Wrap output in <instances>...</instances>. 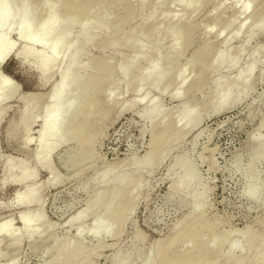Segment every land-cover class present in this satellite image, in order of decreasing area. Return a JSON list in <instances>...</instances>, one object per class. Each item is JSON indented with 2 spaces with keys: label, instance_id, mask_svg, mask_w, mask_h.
<instances>
[{
  "label": "rangeland",
  "instance_id": "rangeland-1",
  "mask_svg": "<svg viewBox=\"0 0 264 264\" xmlns=\"http://www.w3.org/2000/svg\"><path fill=\"white\" fill-rule=\"evenodd\" d=\"M131 1L136 13L134 11L130 19L122 22L111 35V42L98 38L85 48L83 71L87 76L84 82L88 74L94 72L87 70L90 60L102 67L96 78V112L86 118L95 89L72 102L67 119L76 117L77 122H87L86 130L82 129L78 139H71L69 144L52 154L53 174L36 161L42 123L35 115H40L45 108V98L29 102L31 113L22 115L26 101L21 97L31 93L47 96L51 85L60 84L61 78L55 76L51 84L42 86V71L33 67V56L25 64L12 55L0 65V79L5 77L16 88V95L3 103L0 117V220L10 218L12 228L17 230L21 228L18 220L21 212L34 217L40 211L45 223L41 235L17 244H10L0 237V264L8 261L12 264H45L62 247L66 250L62 264H68L70 252L80 247H84L85 254L78 257L75 264H160L159 248L163 249L172 237L180 234L187 226V218L191 219L190 215L195 212L201 214L198 220L206 225L204 230L201 229L205 237L197 241V246L207 260L224 264L232 255L226 248L235 229H243L247 236V250L240 256L242 264H254L255 256L264 252V207L241 201L235 182L222 168L233 153L250 152L248 145L252 136L264 139V29L254 27L257 20L264 17V0H248L249 12L243 15L238 12L242 10L243 0L239 3L202 0L198 4H193L192 0H158L159 3L145 0L143 11L139 0ZM52 2L45 0L43 10H40V0H31L30 20H38ZM64 2L57 1L54 18L58 19L64 13ZM117 13L113 12L110 22L105 25L117 21ZM168 14H174L175 19H166ZM249 15L251 18L247 20ZM98 20L104 23L102 17ZM168 25L173 26L167 31ZM135 27L145 36L141 35V45L150 46L148 58L140 49L131 48L132 38L126 44L122 42ZM156 27L159 30L150 42L149 36ZM184 29L186 35L182 34ZM249 29H254L253 36ZM1 34L6 42L16 44V49L23 48L16 30L7 32L4 29ZM171 36H176L177 41L170 58L174 69L169 72L166 51ZM80 37L77 26L66 45ZM229 37L228 45H223ZM33 51L36 55L46 52L38 46H34ZM216 52L230 59L239 54L238 64L234 68L215 71ZM134 57L137 62L133 65L128 59ZM156 57H160V61L154 64V71L165 80L172 78L166 89L149 87L152 80L149 77L137 85L140 77L134 85L126 83V75L141 74L148 62ZM191 59L195 62L192 66L189 65ZM252 60H255V68L246 85L234 88L225 105H217V80L227 86L234 85L238 74L244 73ZM120 64L125 68L123 75L119 71ZM179 68H182L181 78L186 83L183 88L173 80ZM150 74L153 77L154 73ZM176 89H181L178 98L172 96ZM142 95H146L143 101L140 100ZM151 104L159 109L154 122L141 116ZM191 106L196 114L189 122L198 120V124L188 129L180 112L183 107ZM61 129L69 138L79 132L66 129L64 124ZM87 141L89 143L84 144ZM150 150L152 152L148 154ZM145 155H148L151 168L138 170L137 164ZM65 156L78 158L75 164L64 165L62 158ZM181 160L196 171L195 179L186 190L175 187L177 175L181 173L178 166ZM7 161L21 162L34 175L31 183L38 188V193L28 208L13 205L15 194L23 191V185L11 181L2 185ZM17 171H14L16 176ZM104 174H107V180L100 182ZM51 176L59 180L58 183L56 179L49 182ZM122 177L130 185L137 184V188L130 187V193L123 199V210L128 209V212L120 228L114 221L110 224L111 233L97 238L89 235L93 224L91 214L80 222L69 224L88 200L100 191L112 192ZM103 211V208L98 210L100 214ZM78 225L84 230L80 237L76 234ZM213 237L218 238L215 248L210 247ZM158 241L161 244L157 246ZM189 247H173L170 254L181 256Z\"/></svg>",
  "mask_w": 264,
  "mask_h": 264
},
{
  "label": "bare ground",
  "instance_id": "bare-ground-1",
  "mask_svg": "<svg viewBox=\"0 0 264 264\" xmlns=\"http://www.w3.org/2000/svg\"><path fill=\"white\" fill-rule=\"evenodd\" d=\"M30 1L31 0H0V31L4 29L7 32H10L11 30H16L17 35H19L21 39L20 41L22 42L23 46L21 50L16 49V44L6 42L4 35L1 34L0 65H2L6 60H8V58L12 55H15L16 59L19 58L23 60L25 64H27V62L33 56V58L35 57L34 59H32L34 60L32 61L34 65L33 67H35L39 71H42V86H48L49 84H51L55 76L61 78L60 84L58 83L55 85H51L47 96H44L40 93H31L28 97H21L22 100L26 101L22 115H28L29 113H31L32 109L30 108L29 102H38L39 98H45V108H43L42 113L40 115H35L36 118L39 117L42 123L40 133L38 134L39 145L38 154L36 155V161L43 167H47L51 174H53L52 167L50 166V158L52 154L63 146L69 144V141L71 139H74L76 137V139H78L79 134L82 133V129L86 130L87 122H77L76 117H73L69 120L67 119V113L72 108V102L77 98H83L88 90L96 88V85L98 83L96 78L98 76V72L102 69L101 66L95 65L93 63V59L90 60L86 67L87 70L91 69L94 72L88 74L87 81L84 82V78L87 76L86 72L83 71V59L86 54V46L90 42L98 40V38H101L100 40L108 39V42H111V35L118 30V27L122 25V22H124L126 18L131 17V14H135L136 11L133 8V3L131 0H126L125 2H121V0H65V11H63L64 13L61 14L57 19L54 18L53 13L54 10H56L58 0H53V2L50 3L45 9L44 15H41L38 20L31 21L29 18ZM241 1L242 0H233L234 3H239ZM243 1L244 4L242 6V10H238V12H240L242 15L249 12V5L247 4L248 0ZM250 1L255 2L256 0ZM201 2L202 0H192L193 4H198ZM44 3L45 0H40V10H43ZM139 3L141 6L140 9L142 10L145 6V0H139ZM115 11H118V20L112 21L113 23H111L110 25H105L106 22L111 20V15ZM99 17H102L104 19V23H101L98 20ZM175 17L176 16L174 14H168L165 18L171 19L173 21ZM80 18H84L83 21H85V23L82 20H79ZM249 18H251V15L248 16L247 20ZM244 25L245 24H243V26ZM77 26H79L80 28L81 37L77 39L74 43L70 42L69 45H66V43L69 41V36L72 34V31ZM172 26L173 25H168L167 31ZM254 27L258 28L259 30L264 29L263 16L257 20ZM132 30V33L126 34L122 38V42L126 44L128 43L129 39L132 38V43L130 45L131 48L135 50L140 49V51L146 53L147 58L150 57V46H143L140 43V41L142 40L141 30L136 27ZM156 30H159L158 27L154 28L153 33H151V35L149 36L150 42L153 39L152 36L155 35ZM249 30L250 36H253L254 29ZM182 34L186 35L185 29L182 30ZM234 34L232 35L234 36ZM142 36L145 37L144 35ZM230 37L225 38V40L223 41V45H228ZM176 41L177 37L171 36L166 51L169 60V64L167 65V71L169 72H172L174 69L170 58L171 54L174 52V49L176 47ZM34 46H38L42 48V51L46 50V52L39 53L36 55V53L33 51ZM239 57L240 55L238 54L234 58L230 59L225 55L216 52L213 59L214 70L217 71L224 68L236 67V65L238 64ZM128 60L133 65L134 62H137V60H135V57L134 59L129 58ZM159 61L160 57H156L155 59L150 60L146 68L139 75H126V83H133L134 85L135 81L138 79V77H140V81L135 84L137 85L140 84V82L147 81L149 77L152 79L149 87L154 90L166 89L169 86V83L171 82L172 78H168L167 80H165L160 73L154 71V64L158 63ZM193 63L195 62L191 59L189 61V65L192 66ZM123 64H120L119 68L121 75L125 73V68ZM254 68L255 60H252L246 68L245 72H240L238 74L237 80L232 86H227L223 82L218 80L216 83L214 82L217 105L223 106L227 102H229L232 90L239 86H245L246 83L249 81ZM176 71L178 72V74L174 77L173 80L178 85V87L183 88L186 83H184L183 79L181 78L182 68H179ZM150 73H154L153 77L150 76ZM15 89L16 88L13 87L12 82H9V80H7L5 77L0 79V117L4 109L2 107L3 103H5V101L13 98L16 95ZM96 91L97 89H95L94 94L89 102V112L86 116V118L88 119L95 115L94 113L96 112ZM180 93L181 89H176L172 93V96L174 98H178L180 96ZM145 98L146 95H142L140 100L143 101ZM158 110L159 109L155 106V104H151L141 114V116L145 119H150L152 122H154V117L157 115ZM195 114L196 110L192 106L183 107L180 112V118L182 121L185 122V127H187L188 129H193L198 124V120L189 122L193 117H195ZM61 124H64L66 126V129L68 130L72 129L79 132H76V134L72 136V138H69L67 137L68 133L65 132L64 129H61ZM262 125L264 127V119L262 120ZM59 132H61L62 135H59ZM47 140H49L50 142H47ZM250 141L251 143L248 145V150L251 153H257L261 156H264V139L262 137L254 135L252 136V138H250ZM87 143H89V141L84 144ZM151 152L152 150H150L148 154H150ZM77 158L78 156H65L62 158L63 164H75ZM137 165H139L137 167L138 170H140L141 168H151V165L148 164V155H145L140 164ZM178 166L181 170V173L177 175L178 181H176L175 187L177 189L186 190L190 186L191 182L195 179L196 171L194 168H189L185 160L179 161ZM5 167L6 173L5 177L2 179V185L11 181L12 183L18 186L23 185L24 187L23 191L17 192L15 194V202L13 205L22 206L25 208L30 207V204L33 202L35 196L38 193V188L33 183H31L34 178V175L29 173L25 165L21 162L15 164L14 162L7 161ZM15 170H18V176L15 175ZM51 177L52 178L49 179V182L51 180H53L54 182V179L56 178H53V176ZM106 180L107 174H104L101 177L100 182H105ZM58 181L59 180H57L56 183H58ZM130 184L131 183L126 181V178L122 177L117 181V185L112 192L108 193V190L98 192L92 199L87 201L86 206L83 209L78 211L70 219L69 224L80 222L85 218V216L91 214L93 217V224L91 225V228L89 230V235L91 234L92 236L97 238L99 236L105 237L109 235L111 233L110 224H113L114 221V223L120 228V225L124 220L125 213L128 212V209L123 210V199L130 193V187H132L133 189L137 188V184ZM100 208L104 209L103 214H100L98 212ZM122 211L124 213H121ZM116 215L119 216L116 217ZM200 215L201 214L197 212H195V214H191L190 216L192 218H187V226H185L186 228H184L180 234L172 237L169 240L167 246H165L163 249L162 247L159 248L158 253L160 256V264H217L215 260H207V256L205 257V255L202 253V249L198 248L199 246H197V241L200 242L205 237L201 234V229L204 230V228L206 227L205 223H201L198 220ZM18 220L21 224V228L17 230H14L12 228V220L10 218H4L0 220V237L5 238V240H8L10 244H17L23 239H31L35 236H39L42 233L41 229L44 230L45 223L42 220L40 211L34 217H30L29 213L21 212L18 215ZM83 232L84 230L82 229V226L78 225L76 229L77 236L80 237L82 234H84ZM156 244L158 246L161 244V242L158 241ZM184 245H189L190 247L181 256L170 254V251L173 250V247H181ZM65 252V248L62 247L45 264H62V259L65 255ZM83 254H85L84 247L72 250L69 255L70 259L68 264H75L76 259ZM240 256L241 253L232 254L224 262V264H242L243 260ZM254 261V264H264V252H262L261 254L258 253L255 256ZM5 264H12V262L8 261Z\"/></svg>",
  "mask_w": 264,
  "mask_h": 264
},
{
  "label": "clouds",
  "instance_id": "clouds-1",
  "mask_svg": "<svg viewBox=\"0 0 264 264\" xmlns=\"http://www.w3.org/2000/svg\"><path fill=\"white\" fill-rule=\"evenodd\" d=\"M226 175L235 182L238 198L255 207H264V156L251 152H235L222 165ZM247 236L243 229L232 231L226 251L246 252ZM213 237L210 247L217 246Z\"/></svg>",
  "mask_w": 264,
  "mask_h": 264
}]
</instances>
